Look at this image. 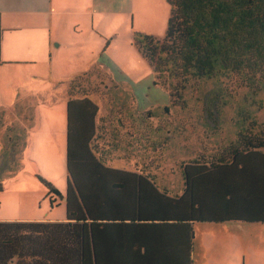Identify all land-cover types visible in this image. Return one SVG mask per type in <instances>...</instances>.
Here are the masks:
<instances>
[{
  "label": "trees",
  "instance_id": "1",
  "mask_svg": "<svg viewBox=\"0 0 264 264\" xmlns=\"http://www.w3.org/2000/svg\"><path fill=\"white\" fill-rule=\"evenodd\" d=\"M166 1L171 14L165 37L135 38V46L169 94L164 113L184 110L191 89L229 77L243 79L256 95L263 93L264 0ZM73 88L67 104V221L0 222V264H99L94 247L97 256L100 245L132 246L127 223L161 228L162 233L173 232L165 227L183 230L185 238L162 239L160 245L174 247L169 255L188 264L190 223L264 224V124L240 107L235 138L225 144L214 133L221 129L220 102L226 107L235 99L231 92L215 95L207 118L195 120L204 126L201 134L191 127L203 152L197 150L180 162L174 157L171 169L178 166L181 179L172 181L158 178L152 170L156 161L146 159L148 148L159 146L150 132L152 111L119 122L128 139L121 159L132 171L112 169L109 164L118 158L103 152L105 120L98 116L99 107ZM129 149L134 152L127 159ZM160 156L162 152L155 157ZM44 183L49 195L57 193ZM116 191L126 195V203L111 196ZM107 230L115 235L108 237Z\"/></svg>",
  "mask_w": 264,
  "mask_h": 264
},
{
  "label": "rangeland",
  "instance_id": "2",
  "mask_svg": "<svg viewBox=\"0 0 264 264\" xmlns=\"http://www.w3.org/2000/svg\"><path fill=\"white\" fill-rule=\"evenodd\" d=\"M82 7L93 10L94 26L91 24V15L83 12ZM76 10L77 13L60 15L73 25L80 23L79 35L84 38L89 37L91 27L94 43L89 44L84 39L81 44H74L70 51L63 53L60 62L55 57L54 63L58 66L66 62V67L76 66L77 71H83L69 83L68 94L77 86V96L86 94L99 105L98 116L105 120L104 154L123 158L128 139L126 129L119 122L152 111L150 132L159 146L154 150L148 148L146 159L156 161L152 170L158 173V178L175 181L180 180L181 176L177 171L178 166L175 170L171 169L173 158L180 162L201 149L194 141L199 138L196 134H201L204 126L195 120H200L202 116L207 118L209 109L214 108L212 100L215 95H225L229 91L235 97L226 107L221 106L222 102L219 105L221 129L214 133L225 144L236 136V114L240 107L242 111L250 113L255 122L264 124V91L256 95L238 77L201 84L200 90L191 89L187 94L188 105L184 110L170 109L169 114L164 113V108L169 106V94L157 82L154 68L135 46V38L148 36L160 40L165 37L171 14L166 0H94V3L88 2ZM74 52L77 54L73 55ZM39 62L45 66L40 65L38 68L46 69L48 64L41 59ZM156 82L158 85H155ZM184 118L192 120L183 121ZM36 137V146L31 145L29 150L36 156L34 161L29 155L27 157L25 150L24 153L22 141L15 142L16 152L13 150L10 153L8 150L0 155V184H8L7 188L2 187L7 195L0 193V217L4 219L39 221V217L50 219L53 215H66V134L64 140L52 136V154L45 157L40 146L41 141L47 146L46 141L38 134ZM53 139L57 140V146H54ZM132 152L129 149L126 153L127 159L133 155ZM161 152L163 156L155 157ZM44 181L53 185L57 192L55 197L46 195L49 189ZM18 182L23 187L12 189ZM194 233L195 264H264V224H197Z\"/></svg>",
  "mask_w": 264,
  "mask_h": 264
},
{
  "label": "crops",
  "instance_id": "3",
  "mask_svg": "<svg viewBox=\"0 0 264 264\" xmlns=\"http://www.w3.org/2000/svg\"><path fill=\"white\" fill-rule=\"evenodd\" d=\"M88 2L94 3V0H0V155H4V152L8 150L10 153L13 150L16 152L15 142L22 141L21 148L27 152L24 151L27 157L29 155L34 161L36 156L29 150H31V145L35 147L38 142L36 134L46 141L47 146L42 141V146H40L44 157L52 154V136L64 140L66 134L67 139L69 83L83 71H77L76 66L66 67V62L55 66L54 60L56 57L60 62L63 53L70 51L74 44H81L84 39L89 44L94 43V37L91 27L88 38L80 36L78 31L80 23L73 25L60 14L66 16L67 13H77L76 8ZM81 10L91 15V24L94 26L93 10L89 11L85 7ZM76 54L74 52L73 55ZM39 59L48 64L46 69L38 68L40 65L45 66L39 62ZM97 106L99 107L98 104ZM98 124L99 118H97V127ZM31 135L33 142H31ZM53 140L54 146H57V140ZM59 154L60 150H58ZM109 165L112 169L132 171L131 164L122 159H115ZM0 185L5 188L8 186L4 183ZM22 187L23 184L18 182L12 189ZM1 192L7 195L4 188ZM66 193L67 183L64 195L65 209ZM46 195L49 196L48 193ZM11 196L15 195L11 194ZM55 196L51 194L49 197ZM111 196L126 203L127 197L121 192L116 191ZM113 210L115 209L111 208V211ZM16 220L17 222L64 223L67 221V213L65 217L61 215H53L50 219L39 217L37 219L39 221ZM0 222L15 221L0 217ZM203 224L222 225L226 223ZM190 225L192 249L187 262L195 264L194 227L197 224L193 222ZM127 227L129 229L126 231L129 236L131 235L132 246L117 247L111 243L100 245L97 247V256L94 247V261L99 259V264H179L176 258L169 255L172 251L174 252V247L169 246L168 249L160 244H162V239L170 237L185 238L187 233L184 235L183 230H172L171 227H165L166 230L173 232L162 233L161 228L150 229L134 223H127ZM107 232L108 237L115 235L111 230ZM135 240H139L140 244H135L133 242ZM135 250H138L136 256H130L129 254L134 253Z\"/></svg>",
  "mask_w": 264,
  "mask_h": 264
}]
</instances>
